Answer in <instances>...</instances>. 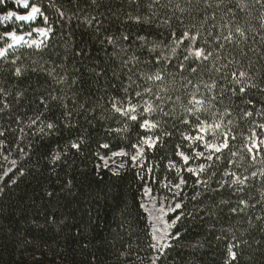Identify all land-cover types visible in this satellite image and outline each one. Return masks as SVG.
<instances>
[{
    "label": "snow or ice",
    "instance_id": "6c2138e0",
    "mask_svg": "<svg viewBox=\"0 0 264 264\" xmlns=\"http://www.w3.org/2000/svg\"><path fill=\"white\" fill-rule=\"evenodd\" d=\"M15 2L30 11L24 15L8 11L0 20L39 18L43 26L28 25L27 31L18 26L24 35L15 30L0 34V64L10 65L0 69V82L14 90L0 86V121L8 122L0 124V194L17 183L15 177L35 175L41 203L35 207L32 199L23 210L30 213L24 218L29 228L44 231L64 224L59 198L77 195L73 172L81 170L77 161L87 157L98 136L104 140L91 151L92 175L131 173L139 183L138 208L148 213V246L156 253L152 264L162 261L180 242L181 233L172 231L178 222L191 218L203 226L211 217L218 224L214 209L230 203L221 199L201 209L197 201L228 191L237 198L228 209L229 217L247 215L258 207L264 212V123L252 119L264 118V0H121L119 5L112 0ZM254 11L259 15L253 16ZM109 20H120L124 26L117 30L105 24ZM74 21L77 27L88 28L105 52L103 66L88 47L60 51L50 43L57 33L63 37L67 31L69 39L64 44L74 45ZM34 33L42 39H25ZM17 46L34 49L27 55L39 59L21 67L26 54ZM49 61L52 69L45 68ZM57 68L68 75H53ZM34 76L51 77L67 87L30 98L39 90L30 83ZM239 122L250 127L243 149L246 155L237 159ZM177 133L181 139L174 152L178 161L169 157L164 162L165 175L158 179L164 157L156 160L155 153L166 149ZM13 150L28 165L4 184L18 164L10 159ZM226 156V166L221 167ZM173 172L174 180H170L167 173ZM256 183L261 186L259 199L245 191ZM156 184L166 190L165 195L153 194ZM146 201H151V210ZM188 202L191 212L184 211ZM255 218L262 222L264 214ZM217 224L209 225L207 231H226ZM252 226L264 232V223ZM80 234L77 230L76 235ZM239 246L228 244L225 264H239V253L234 251ZM185 247L197 250L201 245ZM94 261L93 256L90 264Z\"/></svg>",
    "mask_w": 264,
    "mask_h": 264
},
{
    "label": "trees",
    "instance_id": "16d2710c",
    "mask_svg": "<svg viewBox=\"0 0 264 264\" xmlns=\"http://www.w3.org/2000/svg\"><path fill=\"white\" fill-rule=\"evenodd\" d=\"M32 2L38 3L39 0H30V3ZM112 2L119 5L121 0H112ZM8 11L24 15L30 11V8H23L16 4L15 0H5L4 3L0 4V17L5 16ZM132 11L135 14V9ZM258 15L259 12H253V16ZM252 22L256 23L255 20ZM105 24L111 25L117 30L124 26L120 20L105 21ZM28 25L43 26L39 18L30 23L18 22L14 18L8 21L0 20V34L15 30L18 35H24L18 26L27 31L29 30ZM71 27V39H74V45L65 46L64 40L69 39L67 31L64 32L63 37L57 33L50 43L57 45L60 51H64L66 47L69 49L88 47L90 54L96 57V62L103 66L106 60L105 52L101 50L99 44L92 40L90 30L83 26L77 27L75 21ZM37 35L34 33L31 39H38ZM18 49L19 52L26 54L23 63L18 61L21 67L30 65L33 60L39 59V56L27 55L34 52V49H28L26 46ZM8 67H10L9 64H0V69L6 70ZM53 67L54 65L50 61L45 65L47 69ZM53 75H68V73L57 68ZM30 83L33 89H39L30 93V98L67 87L65 84H57L51 77L37 78L34 76ZM0 86L14 91L8 83L0 82ZM20 115L24 117L26 123V114L21 111ZM252 119L264 123V118L254 117ZM7 123V121H0V124ZM249 127L247 122H239V127L236 129L238 134V139L235 142L238 151L237 159L246 155L243 149ZM12 128L15 129L16 125L12 124ZM259 131L257 130L258 134ZM9 135V143L11 144V132ZM103 140L104 137L102 136L96 137L87 157H82L81 160L77 161L81 169L78 172H73L76 185L74 190L77 191V195H63L59 198L60 214L65 218L64 224L59 229L55 226H49L44 231H33L24 223V218L30 213L23 210L30 201L32 199L36 201L35 207L41 203L37 195L39 189L35 175L26 173L24 176L15 177L17 183L6 188L5 192L0 194V264H90V258L93 256L95 257L94 264H152V259L156 258V253L148 246L150 242L148 215L144 209L138 208L139 183L133 179L131 173L116 177L105 172L102 178L92 175L91 170L95 158L91 156V151H95L96 143L103 142ZM180 142L181 139L177 133L175 138L167 141L166 149L161 148L155 153L156 160H160L161 156L164 157V160L160 161L158 179H163L165 175L164 162L169 157L178 161L174 152L175 145ZM24 143L26 144V141ZM100 151L104 152L105 150L101 149ZM148 156L149 159H152L151 153ZM10 159H17L18 164L14 171L4 179V184H7L8 180L14 177L16 170L28 165V160L21 158L18 151L13 150ZM227 159L226 156L225 165H221V167L226 166ZM32 160L34 162L35 157H32ZM247 164L248 161L245 160L244 166L246 167ZM167 175L170 180H174V172L167 173ZM184 175L187 177L189 174L185 173ZM260 187V184L256 183L255 187L245 191L259 199L260 192L258 189ZM152 190L155 193L166 194V190L161 188L159 184L152 185ZM191 195L192 190H188V196L191 197ZM244 198L247 199V196ZM221 199L230 201V203L214 209L220 217L219 223L217 224V221L211 217L203 226L199 220L182 219L173 229V232L181 233L180 242L176 243L168 251L167 256L162 261H158L157 264H225L228 258L227 246L229 243H239L240 245L234 249L239 253V264H264V232L259 231L258 227L252 226L264 223V221L258 222L255 218L264 212L258 207L248 210L247 215L229 217L228 209L234 206L237 198L231 196L228 191L216 195L212 200L205 199L197 201V203L203 209L205 204L212 205L213 201L219 202ZM184 211H192L191 202H188ZM249 218H251V224ZM211 224H217L218 228L223 225L226 231L210 234L207 229ZM77 230L81 233L79 236L76 235ZM217 235H223L227 239L218 241L215 238ZM25 240L28 243H25ZM196 243L201 245L197 250L185 247ZM84 244H87L88 247H83ZM34 257L35 259H33Z\"/></svg>",
    "mask_w": 264,
    "mask_h": 264
},
{
    "label": "rangeland",
    "instance_id": "374dc122",
    "mask_svg": "<svg viewBox=\"0 0 264 264\" xmlns=\"http://www.w3.org/2000/svg\"><path fill=\"white\" fill-rule=\"evenodd\" d=\"M11 19H12V18H11ZM9 20H10V19H9ZM16 21H17V20H16ZM18 22H20V21H18ZM30 22H32V21H30ZM37 36H38V35H37ZM25 39H26V40H31V37L25 36ZM38 39H42V38L38 36ZM9 40H10V39H9ZM10 42H11V40H10ZM21 44H23V41L21 42ZM17 47H19V46H17ZM117 160H119V158H117ZM10 173H11V172H10ZM10 173H9V174H10ZM5 178H6V177H5ZM153 194H154V195H158V196H163L162 194H159V192H156V193H155V192L153 191ZM146 203H147L148 209L151 210V207H152V206H151V201H146ZM171 215H172V214H169V216H171ZM169 216H166L165 219H169ZM172 231H173V229H172ZM152 261H153V259H152Z\"/></svg>",
    "mask_w": 264,
    "mask_h": 264
}]
</instances>
